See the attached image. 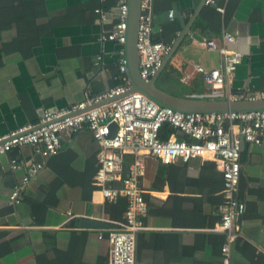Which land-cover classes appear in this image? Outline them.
Returning a JSON list of instances; mask_svg holds the SVG:
<instances>
[{"label": "crops", "instance_id": "obj_1", "mask_svg": "<svg viewBox=\"0 0 264 264\" xmlns=\"http://www.w3.org/2000/svg\"><path fill=\"white\" fill-rule=\"evenodd\" d=\"M218 4L224 12L204 0L155 3L153 41L174 44L183 22L188 30L158 76L159 88L180 98L208 92L195 67H219L220 54L204 42L223 43L229 33L236 39L232 48L243 56L230 90L264 91V0ZM118 6L119 0H0V137L39 123L46 110L67 109L123 84L125 46L104 40L118 22ZM170 11L181 19L167 21ZM99 151L85 128L64 138L48 159L30 146L0 156V264H111L108 234L124 220L112 217L120 216L112 213L115 201L95 185ZM13 157L43 164L16 206L10 197L25 169L12 170ZM146 159L149 213L137 238L136 264H264V142L242 148L238 198L246 212L228 258L227 236L218 231L225 190L218 163L193 160L164 170ZM84 219L114 227H77Z\"/></svg>", "mask_w": 264, "mask_h": 264}, {"label": "built area", "instance_id": "obj_2", "mask_svg": "<svg viewBox=\"0 0 264 264\" xmlns=\"http://www.w3.org/2000/svg\"><path fill=\"white\" fill-rule=\"evenodd\" d=\"M158 1L142 0L141 3L137 48L140 75L146 82L157 76L173 48V44L153 41L154 5ZM204 2L224 12L218 0ZM129 11V0H119L118 22L104 40L125 46ZM96 13L102 21H106V14L101 9ZM169 17L174 19V11L169 12ZM235 43V37L229 33L224 34L223 43L216 40L204 42L210 51L220 54L222 62L219 67L211 69L196 65V72L203 77L208 92L193 98L264 100V91L239 95L230 90L234 74L243 59L242 53L232 48ZM121 56L123 84L104 94L87 96L83 102L67 109L46 110L39 123L19 127L1 136L0 156L30 146L48 159L58 154L64 138L88 129L100 145L96 187L107 200L116 201L124 197L128 203L124 223L108 234L111 264H136L137 238L146 229L145 219L149 213L144 190L146 157L163 165H189L193 160H214L225 181L218 231L227 236L223 253L228 258L239 232L237 221L246 212V204L238 198L242 173L241 146L243 140L251 145L263 144L264 112L188 114L161 107L144 94L131 92L124 49ZM100 62L101 57L97 64ZM165 125L172 130L167 138L163 137ZM113 126H116L115 132ZM113 134L114 137H110ZM11 168L25 169L10 197V204L16 206L22 203L23 192L43 169V164L33 159L20 161L13 157Z\"/></svg>", "mask_w": 264, "mask_h": 264}, {"label": "water", "instance_id": "obj_3", "mask_svg": "<svg viewBox=\"0 0 264 264\" xmlns=\"http://www.w3.org/2000/svg\"><path fill=\"white\" fill-rule=\"evenodd\" d=\"M142 0H129V18H128V31H127V42L125 44L126 49V74L131 83V92H138L144 94L161 107L171 108L175 111L182 113H200V114H225V113H250V112H264V100H239L231 101L226 99L220 100H203L196 98H180L174 96L161 88L156 84L157 78L161 71L164 69L168 61L172 58L173 54L177 50L178 46L184 39L187 30L184 25V31L179 36L177 41L173 44L171 53L166 57L162 69L159 71L157 76L150 82H146L141 78L140 75V56L137 48L138 42V30L140 24V18L142 16L141 10ZM181 19L177 13L174 12V19ZM167 21H170L169 15L166 17ZM115 132L116 126H113ZM110 137H114V134ZM245 141L243 140L241 148L244 147ZM242 150V149H241ZM77 227L83 229H95L102 230L114 227L111 224L103 223L102 221H94L84 219L77 221Z\"/></svg>", "mask_w": 264, "mask_h": 264}, {"label": "trees", "instance_id": "obj_4", "mask_svg": "<svg viewBox=\"0 0 264 264\" xmlns=\"http://www.w3.org/2000/svg\"><path fill=\"white\" fill-rule=\"evenodd\" d=\"M169 44H173V41L169 42ZM22 51H25V50H22ZM172 130L169 128V126L165 125L164 128H163V137L164 138H167L169 137V135L171 134ZM172 166L174 165H163L162 164V167L164 170H168L170 169ZM168 181L171 183V180L170 178H168ZM145 199L146 201L149 203V196L147 197L145 195ZM127 206H128V203H127V200L126 198L124 197H120L118 198L115 202H112V213L115 212V213H120V216L117 217L116 215H112V217H115L117 218L118 220L120 221H123L124 220V214L127 210Z\"/></svg>", "mask_w": 264, "mask_h": 264}]
</instances>
